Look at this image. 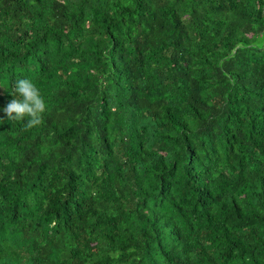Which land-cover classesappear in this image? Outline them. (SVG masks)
I'll list each match as a JSON object with an SVG mask.
<instances>
[{
    "label": "trees",
    "instance_id": "1",
    "mask_svg": "<svg viewBox=\"0 0 264 264\" xmlns=\"http://www.w3.org/2000/svg\"><path fill=\"white\" fill-rule=\"evenodd\" d=\"M0 264H264V0H0Z\"/></svg>",
    "mask_w": 264,
    "mask_h": 264
},
{
    "label": "clouds",
    "instance_id": "2",
    "mask_svg": "<svg viewBox=\"0 0 264 264\" xmlns=\"http://www.w3.org/2000/svg\"><path fill=\"white\" fill-rule=\"evenodd\" d=\"M14 91L16 95L2 109L7 119L17 121L28 117L26 129L40 125L46 104L37 87L28 79H19L15 83Z\"/></svg>",
    "mask_w": 264,
    "mask_h": 264
}]
</instances>
